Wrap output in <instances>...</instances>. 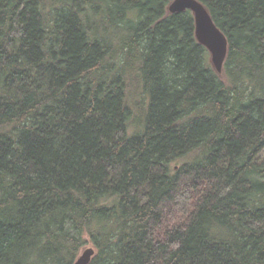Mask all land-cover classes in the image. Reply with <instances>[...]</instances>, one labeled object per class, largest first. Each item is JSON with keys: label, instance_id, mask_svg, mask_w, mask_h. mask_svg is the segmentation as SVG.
Wrapping results in <instances>:
<instances>
[{"label": "trees", "instance_id": "16d2710c", "mask_svg": "<svg viewBox=\"0 0 264 264\" xmlns=\"http://www.w3.org/2000/svg\"><path fill=\"white\" fill-rule=\"evenodd\" d=\"M171 1L0 0V264H264V0Z\"/></svg>", "mask_w": 264, "mask_h": 264}, {"label": "water", "instance_id": "95a60500", "mask_svg": "<svg viewBox=\"0 0 264 264\" xmlns=\"http://www.w3.org/2000/svg\"><path fill=\"white\" fill-rule=\"evenodd\" d=\"M186 10L193 15L196 41L207 50L212 67L221 75L228 50L224 34L214 25L209 13L197 0H172L167 7L170 14ZM94 255L95 250L92 247L84 248L73 264H90Z\"/></svg>", "mask_w": 264, "mask_h": 264}, {"label": "rangeland", "instance_id": "374dc122", "mask_svg": "<svg viewBox=\"0 0 264 264\" xmlns=\"http://www.w3.org/2000/svg\"><path fill=\"white\" fill-rule=\"evenodd\" d=\"M139 91L140 90L138 88L131 86L128 92L129 102L131 103L133 108V117L130 125V132H132L138 125H141L140 120L143 119L144 111L146 108V100L142 95L140 96L141 92ZM181 162L182 161H179L173 166H175L176 164L179 165ZM87 247H91V245L88 244Z\"/></svg>", "mask_w": 264, "mask_h": 264}]
</instances>
